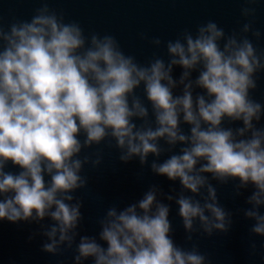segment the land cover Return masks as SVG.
Wrapping results in <instances>:
<instances>
[{
  "label": "clouds",
  "instance_id": "9594fccd",
  "mask_svg": "<svg viewBox=\"0 0 264 264\" xmlns=\"http://www.w3.org/2000/svg\"><path fill=\"white\" fill-rule=\"evenodd\" d=\"M243 2L249 6L241 15L251 19L239 32L226 34L208 20L195 34L153 37L149 43L163 44L168 59L153 55L146 64L125 54L116 36L86 35L79 22H66L49 0H40L30 20L7 30L0 23V220L50 219L41 224V250L62 255L75 244L74 264H210L197 244L175 243L170 205L158 199L156 185L135 203L108 208L98 237L80 235L83 201L74 193L88 187L85 165L103 161L100 150L81 153L107 141L121 162L138 158L143 167L152 156L153 174L180 182V192L166 199L178 205L187 242L232 228L233 213L220 205L212 180L232 182L236 196L251 187L243 215L254 221L251 235L264 237V127H257L264 104L251 95L264 72V50L253 43L262 36L251 7L259 0ZM141 87L151 118L136 94ZM165 153L172 154L161 162ZM9 163L21 171H5ZM250 249L255 255V241Z\"/></svg>",
  "mask_w": 264,
  "mask_h": 264
}]
</instances>
